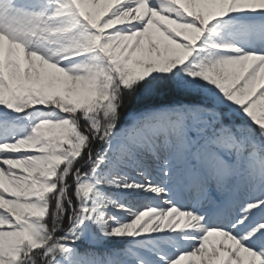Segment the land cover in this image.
<instances>
[{
	"label": "snow or ice",
	"instance_id": "snow-or-ice-1",
	"mask_svg": "<svg viewBox=\"0 0 264 264\" xmlns=\"http://www.w3.org/2000/svg\"><path fill=\"white\" fill-rule=\"evenodd\" d=\"M0 264H264V0H0Z\"/></svg>",
	"mask_w": 264,
	"mask_h": 264
}]
</instances>
